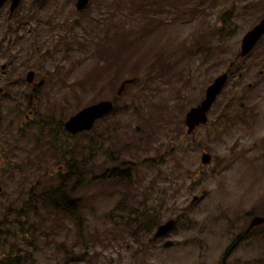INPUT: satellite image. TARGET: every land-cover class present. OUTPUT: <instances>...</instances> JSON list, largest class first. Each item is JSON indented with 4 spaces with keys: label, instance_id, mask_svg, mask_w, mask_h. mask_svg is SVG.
Returning a JSON list of instances; mask_svg holds the SVG:
<instances>
[{
    "label": "rangeland",
    "instance_id": "1",
    "mask_svg": "<svg viewBox=\"0 0 264 264\" xmlns=\"http://www.w3.org/2000/svg\"><path fill=\"white\" fill-rule=\"evenodd\" d=\"M8 12L0 264H264V224L247 230L264 217V35L241 54L264 0H22ZM102 101L110 113L68 133Z\"/></svg>",
    "mask_w": 264,
    "mask_h": 264
},
{
    "label": "water",
    "instance_id": "2",
    "mask_svg": "<svg viewBox=\"0 0 264 264\" xmlns=\"http://www.w3.org/2000/svg\"><path fill=\"white\" fill-rule=\"evenodd\" d=\"M4 0H0V5ZM19 0H14L12 8L14 9ZM88 0H77V9L80 10L84 8L87 4ZM264 35V17L261 21L256 24L250 31H248L242 38V51L241 54L245 55L248 53L256 43L261 39ZM33 72H29L27 75V79L30 81L33 78ZM227 80L226 75H221L216 81L207 89L205 98L201 101V103L190 110L186 115L185 124L188 126L189 131H192L195 125L200 123L205 124L207 122L206 114L209 109L216 101L217 96L219 95L225 81ZM130 81H125L120 90L118 91V95H120L121 90L124 86ZM114 105L110 101H102L98 104L91 105L89 107L83 108L81 111L73 115L66 123L65 129L70 134H76L77 132H82L84 130H90L94 123L102 118L105 114L112 111ZM204 163H208L210 161V156L208 154L204 155L203 158ZM174 222L170 220L157 228V231L154 234V238H158L160 236H164L167 232L170 231ZM264 224V217H254L251 220V223L247 230L255 227L257 225ZM171 242L166 243V247L171 245ZM243 264V263H237Z\"/></svg>",
    "mask_w": 264,
    "mask_h": 264
},
{
    "label": "trees",
    "instance_id": "3",
    "mask_svg": "<svg viewBox=\"0 0 264 264\" xmlns=\"http://www.w3.org/2000/svg\"><path fill=\"white\" fill-rule=\"evenodd\" d=\"M231 12H225L222 16H220L219 18H218V21H219V23H221V24H223V25H225V26H228L229 25V23L231 22V14H230ZM123 174L121 175L122 177L124 176V172H122ZM52 193H53V195L56 197V195L57 196H59L60 198H63V193L61 192V190L60 189H57V190H54V191H51ZM68 198L67 197H64L63 198V204L61 205V210H63V211H66V212H70L71 210H69V209H72L68 204V202H66V200H67Z\"/></svg>",
    "mask_w": 264,
    "mask_h": 264
},
{
    "label": "flooded vegetation",
    "instance_id": "4",
    "mask_svg": "<svg viewBox=\"0 0 264 264\" xmlns=\"http://www.w3.org/2000/svg\"><path fill=\"white\" fill-rule=\"evenodd\" d=\"M22 0H19V2L16 4L15 8L13 9L12 6H13V3H14V0H4L2 2V4L0 5V12L3 10H5V8H8V13L9 14H13L15 12V10L18 8L20 2ZM154 237V236H153Z\"/></svg>",
    "mask_w": 264,
    "mask_h": 264
}]
</instances>
